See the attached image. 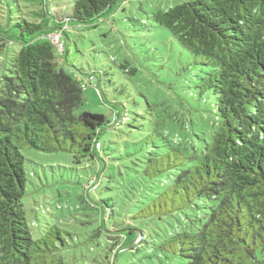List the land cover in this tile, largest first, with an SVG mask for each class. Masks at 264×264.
I'll list each match as a JSON object with an SVG mask.
<instances>
[{
  "label": "trees",
  "instance_id": "16d2710c",
  "mask_svg": "<svg viewBox=\"0 0 264 264\" xmlns=\"http://www.w3.org/2000/svg\"><path fill=\"white\" fill-rule=\"evenodd\" d=\"M123 1L71 0L58 18L48 9L52 0H43L41 21L23 20L15 36L1 37L0 264H65L58 226L33 238L21 150L67 152L75 164L108 151L99 138L112 121L77 114L83 91L99 77L69 65L67 31L71 23L95 29ZM152 19L189 51L194 96L206 104V118L181 125L149 102L133 119L115 116L116 129L127 126L138 141L125 173L119 166L107 177L113 193L102 201L120 220L107 236L111 260L125 252L122 238L135 235L130 251L144 247L167 264H264V0H186ZM55 32L62 51L49 38ZM203 126L217 130L200 138ZM96 181L90 190H100Z\"/></svg>",
  "mask_w": 264,
  "mask_h": 264
},
{
  "label": "rangeland",
  "instance_id": "374dc122",
  "mask_svg": "<svg viewBox=\"0 0 264 264\" xmlns=\"http://www.w3.org/2000/svg\"><path fill=\"white\" fill-rule=\"evenodd\" d=\"M42 1L0 0V65L1 56L7 53L1 37L15 36L16 24L23 20L41 21L36 13L45 15ZM69 1L52 0L48 9L54 8L61 18L66 16L62 8L68 7ZM185 1L126 0L95 29L83 30L71 23L67 31L69 65L82 75L96 73L99 77V84L88 85L83 91V105L77 114L105 115L114 127L106 128L100 135L99 141L108 151L100 150L99 160L75 164L67 152L21 150L28 176L23 204L33 238L38 239L47 226H58L66 240L61 249L65 264H167L166 260L152 258L144 247L130 251L135 235L122 238L126 250L115 261L111 260V241L107 236L114 235L112 222L119 218L111 216L102 200L113 193L106 190L109 174H118L120 167L125 173L124 166L132 163L127 153L137 149L138 136L134 132L130 133L125 125L116 129L118 113L133 119L148 110L149 102L161 116L181 125L200 123L206 118V104L198 103L194 96L193 78H198L194 77L195 68L189 67V51L152 19L153 13ZM60 5L64 7L57 9ZM18 49L16 45L13 51ZM126 64L129 65L125 69L122 66ZM131 68L137 72L130 73ZM200 130V138L209 139L217 127L203 126ZM97 177L100 190H90Z\"/></svg>",
  "mask_w": 264,
  "mask_h": 264
},
{
  "label": "built area",
  "instance_id": "2783aa9c",
  "mask_svg": "<svg viewBox=\"0 0 264 264\" xmlns=\"http://www.w3.org/2000/svg\"><path fill=\"white\" fill-rule=\"evenodd\" d=\"M49 38L55 43V45L57 46V48L62 51L64 48V42L62 41V37L60 33H53L51 35H49ZM97 148H100V144H97Z\"/></svg>",
  "mask_w": 264,
  "mask_h": 264
}]
</instances>
